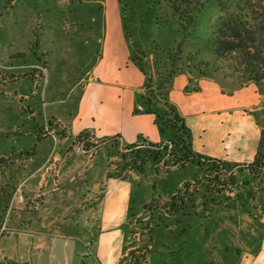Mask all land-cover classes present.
<instances>
[{
	"label": "rangeland",
	"instance_id": "374dc122",
	"mask_svg": "<svg viewBox=\"0 0 264 264\" xmlns=\"http://www.w3.org/2000/svg\"><path fill=\"white\" fill-rule=\"evenodd\" d=\"M120 1L129 20L130 41L149 59L155 77L157 71L210 60L207 47L219 20L239 0L225 1V9L217 0H206L195 29L188 30L191 35L152 0ZM102 5L103 0H0V264H30V259L35 264L34 256H23L26 235L16 229L49 221L43 216L42 199L47 204L70 200L46 189L42 197L38 174L25 179L52 150L64 161L82 164L86 173L80 176L93 174L99 184L105 171L131 178V235L126 248L146 245L142 264H239L243 253L254 249L264 226V169L251 175L246 169L215 168L197 160L171 166L167 155L144 166L139 157L148 158L144 145L129 149L110 141L83 151L75 136L63 138L60 123L66 125L74 113L86 72L100 51ZM259 116L264 127V110ZM50 129L54 132L46 135ZM93 136L88 144L104 138ZM24 179L23 189L31 198L19 208L10 198ZM89 195L85 191L80 201L89 203ZM51 206L48 214L59 208ZM90 219L89 227L96 232L99 214ZM74 220L83 223L84 216ZM53 226H60V218ZM53 245L54 260L48 264H94L90 256L78 257L74 244L65 247L57 239Z\"/></svg>",
	"mask_w": 264,
	"mask_h": 264
},
{
	"label": "crops",
	"instance_id": "0c3cea01",
	"mask_svg": "<svg viewBox=\"0 0 264 264\" xmlns=\"http://www.w3.org/2000/svg\"><path fill=\"white\" fill-rule=\"evenodd\" d=\"M102 10L104 33L100 39V51L86 72L74 113L66 125L60 123L63 138L68 135L76 137L84 129H90L96 137L118 134L122 144L137 142L139 135L157 143L161 138L153 115L132 113L135 94L142 90L144 75L129 59L120 6L117 0H103ZM187 82L185 74H177L172 80L169 99L191 130L192 149L226 162H252L260 139V127L252 113L264 109V95L259 94L253 83L232 94L222 93L217 82L203 78L198 81L199 91L185 93L183 89ZM53 132L50 129L46 135ZM91 133L90 140H93ZM64 160V156L52 150L45 161L25 178L38 174L37 187L42 197V191L46 189L70 200L62 204L50 200L47 204L48 200L42 199L40 203H44L46 209L43 216L49 221L16 229L26 235L22 237L23 256H34L35 264H48L54 260L53 243L60 239L65 247L74 244L76 255L90 256L89 261L94 264H118L127 252L131 235L130 215L127 214L133 202L128 181L131 178H120L105 171L99 184L95 177L91 178L93 174L89 176L91 180L86 175L80 176L86 173L82 164ZM25 179L22 187H17L10 198V202L19 208H25L31 198L23 189ZM85 191L90 194L86 197L89 203L79 199ZM37 194L34 195L36 199ZM40 203L37 205L41 206ZM51 204L59 208L48 214L47 206ZM95 214H99L100 220L96 232L89 227L90 217ZM75 216H84V222L74 220ZM57 218H60V226H53ZM81 248L85 251L82 252ZM29 263L32 264L31 259ZM239 264H264V226L254 249L243 253Z\"/></svg>",
	"mask_w": 264,
	"mask_h": 264
},
{
	"label": "trees",
	"instance_id": "16d2710c",
	"mask_svg": "<svg viewBox=\"0 0 264 264\" xmlns=\"http://www.w3.org/2000/svg\"><path fill=\"white\" fill-rule=\"evenodd\" d=\"M225 1L228 0H217L218 7L225 9ZM152 2L158 7H165L171 15L176 17L180 29L191 35L188 30L195 29L198 16L203 11L206 0H152ZM119 4L123 32L130 50L129 59L144 75L142 90L135 94L132 113L153 115L161 138L159 142L155 143L139 135L137 142L124 145L129 149L144 145L145 155L148 154V158L139 156L144 166L150 160L160 161L167 155L170 158L168 163L171 166L197 160L215 166V168L225 166L240 170L246 169L251 175L262 171L264 169V127L259 115L264 109L252 113L260 127V139L253 161L244 164L226 162L202 155L192 149L191 130L176 105L169 99V91L173 78L177 74L183 73L188 79L183 89L185 93L199 91L198 81L203 78L217 82L222 93L232 94L235 90L253 83L259 94L263 95L264 0H239L233 11L222 16L213 34L211 45L207 47L210 60L200 61L195 66L170 68L163 72L157 71L155 77L152 75L149 59L142 54L134 42L130 41L126 9L122 1L119 0ZM155 78L157 84L154 85ZM90 137V131L86 129L76 135L74 142L78 145L83 144V151H89L91 146L97 148L110 141L121 142V136L116 134L104 137L100 143L91 145L88 144ZM137 168L143 169L140 166L135 167V169ZM145 252L146 245L140 246L136 250L129 249L118 264L124 262H127L126 264H142L141 262L145 260Z\"/></svg>",
	"mask_w": 264,
	"mask_h": 264
},
{
	"label": "built area",
	"instance_id": "2783aa9c",
	"mask_svg": "<svg viewBox=\"0 0 264 264\" xmlns=\"http://www.w3.org/2000/svg\"><path fill=\"white\" fill-rule=\"evenodd\" d=\"M79 147H80L79 149L83 150V144H80Z\"/></svg>",
	"mask_w": 264,
	"mask_h": 264
}]
</instances>
